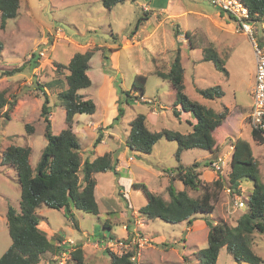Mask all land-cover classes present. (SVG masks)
Segmentation results:
<instances>
[{"label":"rangeland","instance_id":"rangeland-1","mask_svg":"<svg viewBox=\"0 0 264 264\" xmlns=\"http://www.w3.org/2000/svg\"><path fill=\"white\" fill-rule=\"evenodd\" d=\"M165 1L171 0H127L115 5L112 9H107L101 0H21L18 15L8 19L6 28H0V41L3 43V48L0 50V70L21 68L20 71L4 75L0 79V91L4 90L8 98L12 99L14 96L17 98L11 119L6 120L0 116V153L11 144L30 145L32 147L30 163L34 169L36 168L47 144L44 135L46 122L42 115V106L46 97L49 98V118H51L52 131L58 134L66 126L65 105L62 102H56L59 101L58 93L68 86L70 71L67 65L71 55L79 50L76 46L77 41L80 43L88 41L103 46L104 54L95 53L92 57L90 72L92 84L80 90L85 98H91L97 103L96 119L92 118L97 122L102 109L99 101V86L103 81L101 79L102 70L107 74H116V71L109 72L104 67L103 56H110V51L119 47L127 38H131L136 30L139 33L136 39H142L145 36L147 23L150 24L147 19H143L137 28L139 19L147 16L146 11L148 10L144 8L147 9V5L152 7L154 9L150 11L152 15L153 12L159 10L160 3ZM173 4L174 16L181 14L183 9L191 13L181 16L182 19L185 18L182 24H180L181 18L167 21L161 30L164 37L162 40L165 39L164 48L161 51L153 47L149 49L154 53H152L153 56L158 58L159 67L149 70L148 66L153 61L150 53L142 45L138 46L137 57L133 55L134 49L133 54H126V52L121 54L123 72L117 73V82H120L118 89L121 90L122 87L124 90H130L134 77L137 74H143L147 76L145 95L140 99L135 97L129 99L125 92L122 93V100L128 99V103L119 104L118 102L115 116L103 127L86 123L89 120L87 113L76 115L73 127L76 128V134L81 143L82 161L93 160L106 151L116 148L117 150L113 153L119 156L126 148L123 140L128 133L129 121L139 113L147 114L149 104H155L152 102L159 101L157 100L159 98H162L169 107L160 117V126H154L155 130L166 128L184 134L193 131L194 123L192 125V122L196 123L197 120L188 113L181 117L174 114L172 109L174 103L169 100L171 92H174L173 96H175L176 91L171 88L168 80L164 81L156 75L157 71L167 72L179 52L187 70L185 92L188 96L216 111L227 107L229 114L225 122L214 131L218 146L214 153L206 149L193 148L185 150L182 154L181 163L183 162L186 166L195 165L196 170L201 173L200 187L191 188L186 186L182 180L176 179L173 182L176 190L186 188L194 197L202 194L207 184L219 177L218 172L210 165V162L219 156L227 161L223 173L227 179L231 171L233 142L238 137L246 139L251 144L253 154L258 161L261 180L264 181V142L253 139V127L247 119L253 103L252 85L255 83L254 73L256 71V58L250 37L237 31L236 21L225 12L221 13L208 0H175ZM151 23L154 24L152 19ZM59 29H61L60 32ZM176 30L179 31L178 35ZM186 31L190 32L195 47L203 49L213 45L218 50L228 70L227 74L217 69L212 61H201L194 69L193 56L195 59L203 57V50L196 49L190 58L187 57L188 48H193L191 46L193 44L184 35ZM68 38L70 40H67ZM255 38L258 43L264 45V28L261 22L256 24ZM146 39L147 37L144 38ZM45 42L48 43V50L40 56L39 50L43 49ZM150 42L157 43V40ZM160 44L161 42L158 43ZM62 64L65 65L63 68ZM198 75H201L199 78L201 87L220 85L224 90V95L216 99H207L200 95L192 87ZM194 88L196 89L197 86ZM131 94L135 95L134 92ZM143 97L152 99V102H144ZM119 105L124 107L125 113L119 120H115L119 113ZM81 116L86 120L77 123L76 119ZM27 123L34 126V132L28 131L25 126ZM81 126L85 127L86 132L80 131ZM105 131L118 134V143L112 141L102 143L106 137L111 138L109 135L106 136ZM99 135L102 136V140L95 146ZM177 148L178 144L175 140L163 137L157 141L150 154L127 150L129 156L133 157L131 168H125L119 174L107 171L95 175L99 183L96 196L100 214L94 215L74 209L79 224L77 228L60 210L42 206L37 210L40 220L42 222L45 217L47 225L55 233L46 232L51 235L62 233L82 245L85 264H108L106 249L118 254L134 249L132 247H108L107 242L110 238L101 243L98 240L100 234L104 232L109 235L110 233L114 235L113 239L126 241L128 232L124 226L127 225L129 229L128 225L133 226L134 220L139 219V222L143 223L141 230L153 239V246L143 250L140 264H199V252L208 245L210 228L206 219L215 222L225 220L228 224L235 225L238 218L248 209L247 205L234 206L235 196H230L224 188L220 191L218 200L215 201V210L212 213H196L191 222L186 220L170 223L160 218L146 219L143 217L139 209L147 204L148 198L141 188L135 187L133 182L145 183L152 192L169 200L168 186L171 179H168L165 173H170L169 178H171L173 176L171 172L179 164L175 155ZM80 175L82 179V173ZM18 181L17 171L13 167L0 165V256L12 243L7 224V210L9 205L20 208L21 187ZM241 185L244 189L241 197L247 203L253 183L246 180ZM123 192H125L124 196ZM107 218L112 225L111 229L104 227L103 223ZM139 224L137 223L136 226ZM253 239L256 243L254 251L263 258L261 264H264V233L255 232ZM52 258L53 254L52 256L45 255L39 264H54ZM234 261L227 248L223 247L220 251L219 264H235Z\"/></svg>","mask_w":264,"mask_h":264},{"label":"trees","instance_id":"trees-1","mask_svg":"<svg viewBox=\"0 0 264 264\" xmlns=\"http://www.w3.org/2000/svg\"><path fill=\"white\" fill-rule=\"evenodd\" d=\"M127 0H102L107 9H112L117 4H122ZM137 1V0H131ZM248 5L253 18L258 22H264V0H244ZM20 0H0V28L7 26V21L14 18L19 13ZM217 8V7H216ZM220 10L219 8H217ZM223 13L222 10H220ZM148 14V13H146ZM143 19H139L138 26ZM176 34L179 31L176 30ZM185 36L194 45V40L190 32ZM3 43L0 41V50ZM99 47H91L86 51H77L67 65L70 74L68 75V86L58 93L59 101L66 109V126L58 134L52 131L51 118H49L50 106L49 98L46 97L42 106V115L45 117L44 135L47 144L43 149L42 156L34 169L30 163L32 147L30 145L19 146L11 144L0 153V165L13 167L18 174V182L21 187L20 208L13 205L8 206L7 224L12 239L11 245L0 256V264H39L47 252L57 254L63 247L67 246L62 242V238L51 235L40 227L41 220L37 210L42 206L60 210L72 225L79 228L74 209H80L94 215L100 214V206L96 197V174L100 172L114 171L118 164V158L113 152H105L93 160L81 157V143L75 133L73 126L76 115L79 113L94 114L97 105L91 98H85L80 90L92 84L88 74L90 61L98 51ZM35 55V54H33ZM36 56V55H35ZM203 61H212L217 69L228 70L224 60L218 50L209 45L203 48ZM65 65L62 64V68ZM60 69V65L58 64ZM21 68L12 70H0V79L4 75H11ZM109 72L113 69L108 68ZM114 71V70H113ZM156 75L163 80H168L172 88L176 91V98L173 104V112L180 117L182 111L192 115L197 121L194 123L193 131L187 134L171 129L151 130L147 125V118L144 113H139L129 121L128 134L126 136V146L135 152L152 153L154 145L161 138L175 140L178 144L176 157L178 166L174 168L171 182L168 186L170 199L167 200L162 195L152 192L145 183L134 182L135 187L141 188L148 198L146 205L139 209L140 214L146 219L160 218L170 223H179L186 220L191 222L196 213H212L215 210V201L218 200L220 191L227 186L235 188L232 194L242 193L243 181L250 180L253 189L247 200V212L243 213L235 225L228 224L225 220L211 221L206 219L210 230L208 232V245L199 252V264H217L220 251L223 247L233 256L234 260L251 264L263 263V258L258 255L253 248L254 233H264V181L261 180L258 161L249 141L238 137L233 142V153L231 159V171L227 179L219 174L211 183L207 184L204 192L196 197L192 196L185 188L176 190L173 182L175 179L182 180L191 188L198 189L201 185L200 174L196 166H186L181 163V157L185 150L201 148L214 153L217 150V140L214 131L229 114L225 107L221 111L208 107L198 101L191 99L185 92V68L182 64L181 55L178 52L166 72L157 71ZM115 80L120 103H128L122 100V93L131 98L140 99L145 95L147 76L137 74L130 90L118 89L119 81ZM120 88V87H119ZM131 91V92H130ZM197 91L207 99H216L224 95V90L220 85L206 88H198ZM135 93V95L131 93ZM121 94V95H120ZM149 102V101H144ZM153 103V102H152ZM17 104V98H8L4 90L0 91V116L6 120L11 119ZM125 109L119 105V113L115 120L124 116ZM248 119V118H247ZM29 132H34V126L27 123ZM253 139L264 142L263 133L252 128ZM102 136L96 138L95 146L101 142ZM82 173V179L81 174ZM105 228H112L109 218L104 221ZM129 226L131 231L133 226ZM101 233L99 239L104 243L108 238H114L113 234ZM65 244V246L63 245ZM136 249L118 254L110 249H106L108 254V264H136L132 260ZM69 264H85L84 251L82 245L71 253Z\"/></svg>","mask_w":264,"mask_h":264},{"label":"crops","instance_id":"crops-1","mask_svg":"<svg viewBox=\"0 0 264 264\" xmlns=\"http://www.w3.org/2000/svg\"><path fill=\"white\" fill-rule=\"evenodd\" d=\"M102 1V0H101ZM155 1V0H154ZM173 3H175V0H173V2H172V0L171 1H165L164 3H160V7H159V10H157L156 12H153V14L151 15L150 14V11H153L154 9L152 8V7H150V6H148L147 5V9H145L144 8V10H148V11H146V13H148L147 14V21L148 22H150V24H148L147 23V29H146V31L144 32L145 34V36H143V38L142 39H136V36H138L139 35V33L137 32V30H136V32H134V35H132L131 36V38H127L123 43H121L120 45H119V47H117V48H115V49H112L111 51H110V56H103V59H104V61H103V63H104V67H106V69H108V68H110V69H113L114 71H116V74L115 75H112V74H107V73H104L103 72V70H102V73H103V75H102V77H101V79L103 80L102 81V83L100 84V86H99V101H100V104H101V106H102V109L100 110V114H99V119L97 120V122H95V121H93L92 120V118H94V119H96V115H97V111L94 113V114H92V115H90L89 114V117H88V119L89 120H87L86 121V123L88 122V123H92V124H97L98 126H100V127H103V125H107L108 123H109V120L110 119H112L114 116H115V114H116V109H117V107H118V99H119V94H118V90H117V87L115 86V80H117V73L118 72H123V67H122V58H121V54L123 55V52H126V54H133V55H135L136 56V53H137V50H138V46H140V45H142L145 49H147V51L150 53V55H151V59H152V61H153V63L152 64H150V66H148L149 67V70L151 69V70H154V69H156L157 67H159V63H158V58L157 57H155V56H153V52H150V50L149 49H153V48H155V49H157V50H159V51H161L163 48H164V45H163V41H165V39L164 40H162V38H164L163 37V35L161 34V30H162V28L165 26V23L167 22V21H171L170 19H180L181 18V16L183 15V14H185V15H189L190 13H191V11H189V10H187L186 11V9H183V12L181 13V14H176V15H178L177 17L176 16H174V14L172 13V11H173V6H174V4ZM20 4H21V0H20ZM216 8V7H215ZM217 9V8H216ZM217 11V10H216ZM230 17V16H229ZM231 18V17H230ZM151 19L153 20V22H154V24H152L151 23ZM232 19V18H231ZM185 20V18H181V21H180V24H182L183 22L182 21H184ZM187 32V31H186ZM185 32V33H186ZM185 33H184V35H185ZM145 37H147V39L146 40H144V38ZM67 40H70L69 38L67 39ZM154 40H157V43H155V42H150V41H154ZM77 42H79V41H77ZM76 42V46L79 48V50L78 51H82V52H84V51H86L87 49H89V48H91V47H95V46H98L99 47V49H98V51L96 52V53H102V55L104 54L103 53V51H102V48H103V46H101L100 44H94L93 42H83V43H77ZM159 42H161V44L160 45H158V43ZM144 45H146V46H144ZM192 46V45H191ZM153 47V48H152ZM134 49V51H133V53H132V50ZM189 50L187 51L188 52V58H190L191 57V55L192 54H194L195 52H194V50H196V49H201V47H198V46H196V47H194V48H188ZM201 50H203V49H201ZM192 51H193V53H192ZM153 53V54H152ZM75 53H73L72 55H71V57H70V60H71V58L73 57V55H74ZM132 55V56H133ZM94 57V56H93ZM137 57V56H136ZM93 59V58H92ZM92 59H91V61H92ZM182 59V58H181ZM193 59L195 60V62H194V69H196L195 68V66L199 63V62H201V61H203L202 59H203V57H201V58H197V59H195V57L193 56ZM143 60H144V57H143ZM90 61V68H89V70H88V74H89V76H90V78H91V68H92V62ZM107 63H109V65L107 64ZM183 64V63H182ZM185 64V63H184ZM184 66V68H185V65H183ZM148 69V68H147ZM186 72H187V70L185 69V74H186ZM255 74V73H254ZM201 77V75H198V76H196V78H195V85H193L192 87H193V89L195 90V91H197V89L198 88H205V87H201V85H200V83H199V78ZM92 79V78H91ZM164 81H166V80H164ZM193 82V83H194ZM254 82H255V78H254ZM133 83V82H132ZM131 86H132V84H131ZM171 86V85H170ZM195 86H197V88L195 89L194 87ZM253 86H254V84L252 85V88H253ZM131 88V87H130ZM171 88H172V86H171ZM124 89V88H123ZM173 89V88H172ZM187 89V85H186V77H185V90ZM125 90H128V89H125ZM198 92V91H197ZM173 93L174 92H171V98H170V102H172V103H174V101H175V98H176V94H175V96H173ZM199 93V92H198ZM201 95V94H200ZM157 100H159V101H155V102H153V103H155V104H149V106H148V113L147 114H145L146 115V118H147V125H148V127L151 129V130H155V128H154V126L156 127V126H160L159 125V122H160V117H162V113L165 111V110H167L168 109V105L166 104V102H164L163 100H162V98H159V99H157ZM96 103V102H95ZM96 105H97V103H96ZM170 105V104H169ZM173 107V106H172ZM173 109V108H172ZM181 109V106L180 105H178V110L181 112V115H180V117L181 116H185L186 115V112H184V111H182V109ZM189 114V113H188ZM91 116H94V117H91ZM91 119V120H90ZM188 119V118H187ZM227 119V118H226ZM225 119V120H226ZM82 120H86L84 117H79V118H77L76 119V121H77V123H81L82 122ZM225 120H224V122H225ZM181 121V120H180ZM196 121V120H195ZM223 122V123H224ZM193 123H195V122H192V125H193ZM81 129H80V131H82V132H86L85 130H84V128L85 127H83V126H81L80 127ZM160 128V127H159ZM73 129H75L74 131H75V133L77 132L76 131V128H74L73 127ZM112 129V128H111ZM106 130H108V129H106ZM159 130V129H158ZM107 131H105V133H106ZM118 132V131H117ZM190 132V131H189ZM128 134V133H127ZM111 136V138L113 137V139L111 140V138H108V137H106L105 138V140H102L103 142L102 143H105L106 141H112V142H114V143H118V141H119V135L118 134H114V133H112V132H108V133H106V136ZM127 136V135H126ZM126 136L124 137V140H123V145L126 147L125 148V150L123 151L122 150V153L121 154H119V156H117V158H118V164H117V170H118V172L120 173L121 171H123V170H125V168H131V162L133 161V157L132 156H129V154H128V151L127 150H129V148L126 146V144H125V142H126ZM118 146V145H117ZM119 146H120V144H119ZM120 147H122V146H120ZM115 150H117V148L116 149H112V150H108V151H106V152H113V151H115ZM137 153V152H136ZM184 153V152H183ZM128 155V156H127ZM196 156V155H195ZM184 157V156H183ZM194 159H198V157H194ZM181 161H182V157H181ZM183 163V162H182ZM184 164V163H183ZM184 165H186V164H184ZM172 174H174V172L172 171L171 172ZM165 174H167V176H168V179H170L169 178V174L170 173H165ZM97 179V178H96ZM176 180V179H175ZM134 182H136V181H134ZM133 182V183H134ZM98 186H99V183H98V179H97V185H96V190L98 189ZM122 191V190H121ZM122 195L124 196L125 195V192H123L122 193ZM97 197V196H96ZM44 218V220L41 222V224H40V227L41 228H43L45 231H51V228H50V226H48L47 224H48V222H47V220L45 221V217H43ZM47 222V223H46ZM137 223H140L139 224V226H136L137 225ZM142 225H143V223L142 222H139V219H137V220H134V224H133V227H139V228H141L142 227ZM124 226V225H123ZM127 231V230H126ZM51 232H53V233H55L54 231H51ZM128 232V231H127ZM51 234V233H50ZM53 235V234H52ZM55 236H57V237H60V238H62V242L63 241H66V240H68V239H71V240H73V241H75L74 239H72L71 237H66V236H64V235H62V233H58V234H54ZM151 246H153V245H151ZM254 246L256 247V243L254 242V245H253V248H254ZM145 248H151L150 247V245H145L143 248H141V254H140V257H142V252H143V250L145 249ZM52 254H53V256H55L56 254H54V253H52V252H47V254L46 255H51L52 256ZM58 254V253H57ZM219 256H220V254H219ZM139 257V260L137 261L138 263L137 264H140V258ZM233 257V256H232ZM53 260H54V257L52 258ZM234 259V258H233ZM218 260H219V257H218ZM218 260H217V264H219V262H218ZM54 264H56V262H55V260H54V262H53ZM234 263L235 264H250V263H246V262H243V263H239V262H237V261H234Z\"/></svg>","mask_w":264,"mask_h":264},{"label":"built area","instance_id":"built-area-1","mask_svg":"<svg viewBox=\"0 0 264 264\" xmlns=\"http://www.w3.org/2000/svg\"><path fill=\"white\" fill-rule=\"evenodd\" d=\"M210 1L215 7L219 8L226 14L233 17L236 21L237 31H240L247 36L250 37L255 58H256V71H255V83L252 89V108L251 112L248 115V121L252 125L253 128L260 130L264 135V45L258 43L255 38V27L258 23L251 14V11L248 5L244 2V0H208ZM264 27V23L261 24ZM61 29H59V32ZM47 42L43 44V49L39 50L40 56H43L47 50ZM144 98V97H143ZM145 101L152 102V99H146ZM211 166L218 172L223 173L225 167L227 166V161L223 157H219L218 159L212 161L210 163ZM233 191H237L235 188L227 186L226 192L228 194H232ZM234 206L243 207L245 206V201L241 197V195L236 194L233 200ZM125 230L128 231V237L125 241L124 239L117 240L110 238L107 242L108 247L118 246L120 247H132L136 249V253L132 256V260L138 261L140 254H141V247L143 248L145 245H152L153 239L148 237L143 233L141 228L134 227L133 231L129 232L127 225L124 226ZM64 243V242H63ZM63 244L65 247L56 254L54 260L56 264H69V261L72 257L71 253L73 250L76 249L77 245L71 239ZM116 251V250H115Z\"/></svg>","mask_w":264,"mask_h":264},{"label":"clouds","instance_id":"clouds-1","mask_svg":"<svg viewBox=\"0 0 264 264\" xmlns=\"http://www.w3.org/2000/svg\"><path fill=\"white\" fill-rule=\"evenodd\" d=\"M229 16H230V15H229ZM230 17L233 19L232 16H230ZM233 20H234V19H233ZM256 21H257V20H256ZM257 22H258V21H257ZM258 23H259V22H258ZM263 23H264V22H263ZM261 24H262V23H261ZM235 27H236V24H235ZM262 27H263V26H262ZM263 28H264V27H263ZM219 157H222V156H219ZM219 157H218V158H219ZM218 158H217V159H218ZM215 160H216V159H215ZM212 161H214V160H212ZM212 161H211V162H212ZM211 162H210V163H211ZM217 172H218V171H217ZM223 173H224V172H223ZM223 173L218 172V174H221L222 176H225V174H223ZM241 186H242V185H240V187H241ZM226 188H227V187H226ZM226 188H225V189H226ZM243 191H244V189H243V187H242V192H243ZM229 195H230V196H232V195L235 196L236 194H229ZM240 195H241V194H240ZM247 200H248V199H247ZM244 201H245V200H244ZM245 203H246V201H245ZM245 205H247V207H248V203H246ZM243 207H244V206H243ZM133 228H134V227H133ZM143 233H144V232H143ZM144 234H145V233H144ZM145 235H146V234H145ZM67 241H69V239L66 240V241H63V242L65 243V242H67ZM74 242H75V241H74ZM75 244L77 245V242H75ZM58 253H59V252H58ZM135 253H136V251H135ZM136 262H137V261H136ZM69 263H70V261H69ZM242 263H243V262H242ZM246 263H247V262H246ZM250 264H251V263H250Z\"/></svg>","mask_w":264,"mask_h":264}]
</instances>
